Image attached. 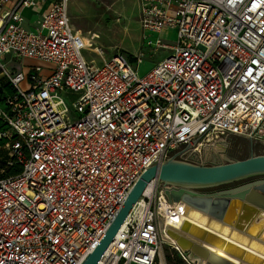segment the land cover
I'll use <instances>...</instances> for the list:
<instances>
[{
	"label": "built area",
	"instance_id": "1",
	"mask_svg": "<svg viewBox=\"0 0 264 264\" xmlns=\"http://www.w3.org/2000/svg\"><path fill=\"white\" fill-rule=\"evenodd\" d=\"M67 2L0 0V264H81L149 166L264 141V0H138L143 48L168 51L143 77L122 53L86 61ZM23 9L42 11L31 27ZM150 183L97 264H164L174 186Z\"/></svg>",
	"mask_w": 264,
	"mask_h": 264
},
{
	"label": "water",
	"instance_id": "2",
	"mask_svg": "<svg viewBox=\"0 0 264 264\" xmlns=\"http://www.w3.org/2000/svg\"><path fill=\"white\" fill-rule=\"evenodd\" d=\"M176 157V153L172 154L161 164L149 166L142 172L105 234L81 264L99 262V258L112 243L115 233L144 193L146 186L156 179L163 184L174 186L165 190V195L169 201L181 200L184 203L183 212L189 214V210L194 209L205 216L197 215L196 219L207 224L211 230L229 235L250 249L260 247L261 251H264V154L214 165L194 164ZM248 177L255 178L213 192L194 190ZM245 223L247 224L244 225ZM182 226L181 229L185 224ZM191 233L192 237L188 234L185 236L183 230L172 227L168 230L169 236L176 241L177 246L186 251L194 262L261 264L258 257H249L248 251L237 252L231 246L226 247L222 257H219L217 253L220 252L215 253L207 249L208 243H214V238L209 233L205 234L197 229Z\"/></svg>",
	"mask_w": 264,
	"mask_h": 264
},
{
	"label": "rangeland",
	"instance_id": "3",
	"mask_svg": "<svg viewBox=\"0 0 264 264\" xmlns=\"http://www.w3.org/2000/svg\"><path fill=\"white\" fill-rule=\"evenodd\" d=\"M67 13L75 33L84 41L82 54L88 62H93L96 65L101 64V59L96 49L103 51L105 59L110 58L116 53H122L131 61L134 69L137 71V75L143 77L153 68L158 59L168 53L164 49L150 52L143 48L142 30L139 25V5L136 0H68ZM162 37L171 43L174 40V33L170 31L163 32ZM139 52H143L144 55L137 65L134 58ZM37 63L39 62L30 59H22L21 61V64L24 66ZM60 95L67 105L71 107L72 99L64 94ZM262 140H264V137H262ZM5 152L6 149L0 145V155L5 154ZM201 152L203 161L199 164H221L228 161L244 159L251 155L264 154V141L260 142L241 136L227 135L218 139L217 142H213L212 145L204 146ZM255 177L243 178L219 185L198 187L194 188V190L199 192H213L240 184L244 181L246 182ZM196 221L200 222L198 220ZM201 224L207 225L204 223ZM159 231L162 241L160 256L163 263L186 264L174 247H172V244L166 240L161 227ZM253 250L259 251V253L264 252L261 251L260 247H256ZM167 256L169 257V263L166 260Z\"/></svg>",
	"mask_w": 264,
	"mask_h": 264
},
{
	"label": "bare ground",
	"instance_id": "4",
	"mask_svg": "<svg viewBox=\"0 0 264 264\" xmlns=\"http://www.w3.org/2000/svg\"><path fill=\"white\" fill-rule=\"evenodd\" d=\"M151 185L152 183H149L146 186L144 190V194H147L150 191V189L152 188ZM171 202H173L172 203L173 211H171L170 213H165L164 211H162L163 216L161 220L162 233L164 237L166 238V240L169 241L171 244L172 243L176 244V241L172 239L168 234V230L171 227L174 229L183 230V233L185 236H187L188 234L191 237H192L191 231L197 229L198 231L203 232L205 234L209 233L214 238V243H208L207 249L215 253L217 251L220 252V253H217L219 257H222L221 255L222 253L225 252L226 247L231 246V247H234L237 250V252H242V250L243 252L248 251L249 257H258L261 261V264H264V254H261L259 253V251L257 252L253 249H250L247 246L240 244L239 242L231 239L229 235H225L223 233H219V232H215L211 230L207 225L201 224L202 222L201 223L197 222L196 221L198 220L196 219L197 215H200L202 217H205V216L198 213L194 209L189 210L190 211L189 214L186 212H183L184 203L181 200L171 201ZM136 208H137V205L134 207L133 211H135ZM184 224H185L184 228L181 229V227H183L182 225ZM246 224L247 223H245L244 225ZM197 264H201V263H197Z\"/></svg>",
	"mask_w": 264,
	"mask_h": 264
},
{
	"label": "crops",
	"instance_id": "5",
	"mask_svg": "<svg viewBox=\"0 0 264 264\" xmlns=\"http://www.w3.org/2000/svg\"><path fill=\"white\" fill-rule=\"evenodd\" d=\"M137 1H138V0H136V2H137ZM45 8H46V7L43 6L42 11H43ZM42 11H41V12H42ZM41 12H40V13H35V12L31 11L30 9H23V10H22V14H23L24 19H25V26H26V28H27V27H31V26L35 23V21L41 16V15H40ZM167 31H170V32L173 33V31H172L171 29H168V30L163 31V32H167ZM163 32H162V33H163ZM162 33H161V37H162ZM162 38H163V37H162ZM158 60H159V59H158ZM158 60H157V61H158ZM4 88H6L8 92H10V90H9L7 87H4Z\"/></svg>",
	"mask_w": 264,
	"mask_h": 264
},
{
	"label": "trees",
	"instance_id": "6",
	"mask_svg": "<svg viewBox=\"0 0 264 264\" xmlns=\"http://www.w3.org/2000/svg\"><path fill=\"white\" fill-rule=\"evenodd\" d=\"M6 87L10 90L9 86H6ZM6 128H7L6 124H4L2 121H0V132L6 130ZM4 143H6L5 139L1 138L0 139V145H3ZM166 260L169 263V257L168 256L166 257Z\"/></svg>",
	"mask_w": 264,
	"mask_h": 264
},
{
	"label": "flooded vegetation",
	"instance_id": "7",
	"mask_svg": "<svg viewBox=\"0 0 264 264\" xmlns=\"http://www.w3.org/2000/svg\"><path fill=\"white\" fill-rule=\"evenodd\" d=\"M248 181V180H247Z\"/></svg>",
	"mask_w": 264,
	"mask_h": 264
}]
</instances>
